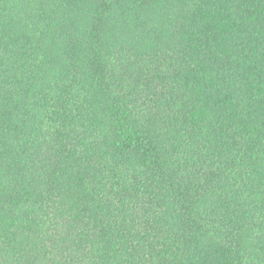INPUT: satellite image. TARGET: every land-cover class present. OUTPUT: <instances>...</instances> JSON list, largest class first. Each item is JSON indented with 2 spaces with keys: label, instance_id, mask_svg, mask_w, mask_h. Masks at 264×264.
Returning a JSON list of instances; mask_svg holds the SVG:
<instances>
[{
  "label": "trees",
  "instance_id": "obj_1",
  "mask_svg": "<svg viewBox=\"0 0 264 264\" xmlns=\"http://www.w3.org/2000/svg\"><path fill=\"white\" fill-rule=\"evenodd\" d=\"M0 264H264V0H0Z\"/></svg>",
  "mask_w": 264,
  "mask_h": 264
}]
</instances>
